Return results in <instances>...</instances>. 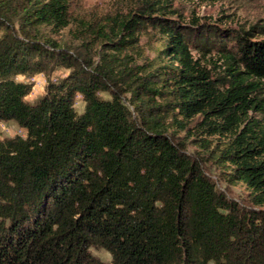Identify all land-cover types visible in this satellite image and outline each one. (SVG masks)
<instances>
[{
    "label": "trees",
    "instance_id": "trees-1",
    "mask_svg": "<svg viewBox=\"0 0 264 264\" xmlns=\"http://www.w3.org/2000/svg\"><path fill=\"white\" fill-rule=\"evenodd\" d=\"M167 6L90 25L93 51L86 36H50L71 24L70 0H0V121L26 131L0 140V264H264L260 27L181 24L159 15ZM148 29L160 46L129 68L119 54ZM38 73L45 89L29 100L34 83L18 77ZM238 182L248 205L228 188Z\"/></svg>",
    "mask_w": 264,
    "mask_h": 264
},
{
    "label": "rangeland",
    "instance_id": "rangeland-1",
    "mask_svg": "<svg viewBox=\"0 0 264 264\" xmlns=\"http://www.w3.org/2000/svg\"><path fill=\"white\" fill-rule=\"evenodd\" d=\"M148 0H70L71 24L64 28L59 33L55 31L49 32L54 39L61 42L80 44L82 40L78 38L85 37L84 33L91 26L98 27L101 22L107 17H123L130 14L139 3ZM168 6L164 9L165 12H160V16L169 20H175L181 24H189L193 21H199L201 24L207 23L214 25L220 29H236V30H252V26H258L259 29H254L255 37H250L252 40L264 41V0H163ZM86 36L90 41V47L93 51L101 49V41L95 34ZM91 36V37H90ZM139 47H129L119 55L123 60L133 62L129 64V68L135 65V61L142 64L146 58L152 59L155 56L157 48L160 46V33L152 29L144 30L140 33ZM97 60V57L95 56ZM213 73L220 72V69L214 68L213 63L205 60ZM68 69L61 66L56 69L52 78L66 75ZM20 80H29L34 83L31 94L28 99L33 100L44 92L47 78L44 74L38 73L34 77L25 78L19 76ZM76 107L79 111L83 108L81 97L78 96ZM250 115L258 124L264 123V115L260 112H250ZM26 131L17 123L12 121H0V140L15 136H25ZM207 136V135H205ZM228 137L224 135L209 136V140L213 142L225 141ZM218 141V142H219ZM189 151L194 154H200L205 159L206 167L212 176L218 180L223 170L217 163L210 161L205 151L193 142L189 145ZM223 186L228 185L225 181L221 182ZM231 194L242 204L248 205L251 189L246 183L238 182L228 187ZM264 209V206L257 207ZM95 256L105 262H111V254L104 248H92Z\"/></svg>",
    "mask_w": 264,
    "mask_h": 264
}]
</instances>
